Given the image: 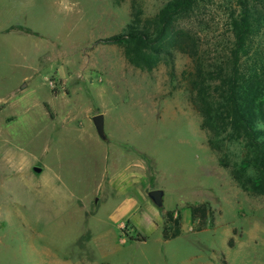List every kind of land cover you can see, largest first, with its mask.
<instances>
[{"label":"rangeland","instance_id":"rangeland-1","mask_svg":"<svg viewBox=\"0 0 264 264\" xmlns=\"http://www.w3.org/2000/svg\"><path fill=\"white\" fill-rule=\"evenodd\" d=\"M166 1L141 0L143 15ZM130 16V0H0V264H264V196L207 145L190 59L145 71L104 41ZM204 201L214 227L196 232L184 206Z\"/></svg>","mask_w":264,"mask_h":264},{"label":"trees","instance_id":"trees-1","mask_svg":"<svg viewBox=\"0 0 264 264\" xmlns=\"http://www.w3.org/2000/svg\"><path fill=\"white\" fill-rule=\"evenodd\" d=\"M130 9V23L104 41L118 45L129 64L145 71L172 62L174 51L186 55L189 100L207 145L241 190L264 196V0H167L146 17L141 0H130ZM232 145L239 146L238 156H231ZM184 208L194 231L214 227L207 201ZM181 210L165 211L163 240L181 234ZM221 263L229 264L224 255Z\"/></svg>","mask_w":264,"mask_h":264},{"label":"water","instance_id":"water-1","mask_svg":"<svg viewBox=\"0 0 264 264\" xmlns=\"http://www.w3.org/2000/svg\"><path fill=\"white\" fill-rule=\"evenodd\" d=\"M92 122L93 125L96 129L97 134L99 137L102 139H105V134H104V118L101 113L95 114L92 116ZM34 170L36 172L40 171L39 167H34ZM148 197L151 199V201L156 205V206H161L163 201V191L161 189H152L148 192Z\"/></svg>","mask_w":264,"mask_h":264}]
</instances>
